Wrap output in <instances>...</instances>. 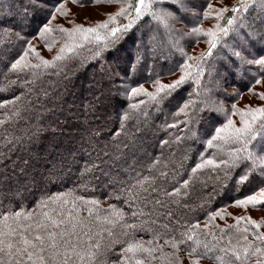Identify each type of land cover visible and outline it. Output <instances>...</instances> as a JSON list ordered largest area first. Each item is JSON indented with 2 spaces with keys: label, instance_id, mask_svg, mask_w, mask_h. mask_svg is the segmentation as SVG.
Wrapping results in <instances>:
<instances>
[{
  "label": "trees",
  "instance_id": "obj_1",
  "mask_svg": "<svg viewBox=\"0 0 264 264\" xmlns=\"http://www.w3.org/2000/svg\"><path fill=\"white\" fill-rule=\"evenodd\" d=\"M145 3L0 0V232L18 233L0 264H264V172L228 138L264 108V0ZM103 5L117 8L90 24L67 13ZM150 25L170 60L135 50ZM19 233L45 237L31 259Z\"/></svg>",
  "mask_w": 264,
  "mask_h": 264
},
{
  "label": "snow or ice",
  "instance_id": "obj_2",
  "mask_svg": "<svg viewBox=\"0 0 264 264\" xmlns=\"http://www.w3.org/2000/svg\"><path fill=\"white\" fill-rule=\"evenodd\" d=\"M151 2V0H150ZM143 6V7H142ZM150 5L145 3V0H137V6H136V10H137V14L139 15L142 11L147 10L148 7ZM246 6V4H245ZM59 10V9H58ZM227 9H221V11H226ZM234 12L237 11V8H233L232 9ZM121 11H123V9H121ZM232 23V20H229V24ZM81 26H77V28H80ZM48 30V25L45 24L44 27L41 29V33H43L44 31ZM85 31H93V29H85ZM115 31V29H113V32ZM20 61H17L16 63H14L12 65L13 68H16L19 65ZM255 63H264V56L260 57L259 60H256ZM184 78L181 77L180 81H174L173 85L175 84H179ZM173 85H167V86H162V87H168L171 88L173 87ZM136 89H133V92H135ZM264 95V94H261ZM253 112L255 113L250 120H243V124L241 127L236 128V127H232L230 129L231 131V135L230 137H228L229 139H233L237 142H243V150L247 152V155L244 157L245 160H250L253 162V165L255 166L258 162V164L261 166L260 167V171L264 172V155H256L254 153H252L251 151H248V146L250 143H252L255 138L259 135V133L257 132L256 128L254 127V125L256 124V120H257V115H264V108H258L253 110ZM229 125H232L233 122L232 121H228ZM264 126V125H262ZM221 132L220 128L216 129V133L217 135H219V133ZM212 139H216V137H213ZM209 144H212V140L208 141ZM235 162V161H234ZM226 163V162H225ZM197 167H200V165H198ZM247 179L246 176H241L240 180L243 181ZM259 199L261 201H264V188H261L259 190ZM257 200V197L254 196H249L247 197V201L251 202V203H255ZM237 203H244L243 201H237ZM14 217L17 219V221L19 220L20 216L22 215L21 212H15L13 213ZM31 218V214H28V216H26V219H30ZM53 223H56L55 221H53ZM22 227H30L29 225H21ZM42 225L41 224H37L36 227L39 229ZM18 233L16 232L15 228H8V232L4 233V232H0V236H14L17 235ZM20 238H21V243L23 245L22 248L17 249L18 252H21L23 254H27V256L29 257V259L32 258V253L31 252H27V248L29 246H31L32 248H37V245H43L45 243V237L43 235L37 234L35 236V240H29L23 233H19ZM56 233L54 232H48L47 233V237L49 239V241L51 242L49 244V247L52 248L54 251L57 249V244H56ZM190 239V238H189ZM0 243H2V241H0ZM9 249L12 248V244L9 243L8 244ZM173 247H176V244H173ZM40 252H43L44 249L43 247L39 248ZM127 251L132 252L133 254H135L138 251H147V252H151V249H145L142 247L141 244L139 243H134V244H130L128 246ZM192 251H195V249H193ZM257 251H259V249H257ZM38 259L41 261V264H43V260L44 257L43 256H39ZM237 259H239V256L237 255ZM136 264H144V262L142 260H137Z\"/></svg>",
  "mask_w": 264,
  "mask_h": 264
},
{
  "label": "rangeland",
  "instance_id": "obj_3",
  "mask_svg": "<svg viewBox=\"0 0 264 264\" xmlns=\"http://www.w3.org/2000/svg\"><path fill=\"white\" fill-rule=\"evenodd\" d=\"M116 8H117L116 5H112V6L103 5V6H100V7L96 8V9H95V7H91V8L85 7V8L76 9V8L70 6L67 9V13L71 12V14H72L71 18L73 20V23H75L77 21H82L83 20L82 16H83L84 18L87 19L86 20L87 23L90 24V23H94L96 19L100 20L101 18H103L105 13L109 14V13L113 12V10L116 9ZM86 15H87V17H85ZM62 20H63V18L61 16L60 12H58L54 16V19H53L54 26H57L58 28L60 26H62L60 24ZM21 22L24 23V20H22ZM57 22H58L59 25H57ZM162 24H163V21H162ZM150 26L151 27H146L145 28V34L142 37V41L143 42L142 43L139 42V39H140V37H139L138 41L135 42V44L133 45L135 50L138 51V52H142V51L143 52L144 51L150 52L152 59H153L154 55L161 54L163 56L162 59H164L165 62L167 60H170L171 58H173L175 56L176 51L169 44V40H167L164 36L161 35V32L159 31V28L157 27V25H155V26L150 25ZM162 26H164V25H162ZM145 35H148V36H145ZM231 50L232 49L230 48V51ZM226 53H228V52L226 51ZM154 61L149 64L150 67H152V65L153 66L157 65V63L154 64ZM102 62L103 61H101L99 63V66H101ZM238 64L239 63L235 62V66L236 67H234V68H236L235 69V75L236 76L239 75V72L237 71ZM256 149H258V147H256Z\"/></svg>",
  "mask_w": 264,
  "mask_h": 264
}]
</instances>
